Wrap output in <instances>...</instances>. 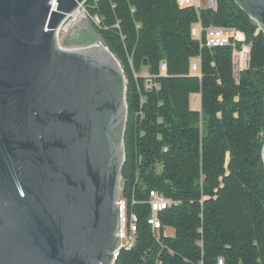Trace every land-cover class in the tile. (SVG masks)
<instances>
[{"label":"trees","instance_id":"obj_1","mask_svg":"<svg viewBox=\"0 0 264 264\" xmlns=\"http://www.w3.org/2000/svg\"><path fill=\"white\" fill-rule=\"evenodd\" d=\"M215 1L214 9L177 0L84 4L92 27L81 43L101 37L127 79L121 198L137 231L115 264H264V32L234 0ZM197 23L245 34L250 62L239 76L234 48L202 47L191 33ZM152 191L178 202L158 213V232L149 223Z\"/></svg>","mask_w":264,"mask_h":264},{"label":"water","instance_id":"obj_2","mask_svg":"<svg viewBox=\"0 0 264 264\" xmlns=\"http://www.w3.org/2000/svg\"><path fill=\"white\" fill-rule=\"evenodd\" d=\"M86 1L0 0V264L116 261L127 79L58 36ZM234 1L264 32V0Z\"/></svg>","mask_w":264,"mask_h":264},{"label":"built area","instance_id":"obj_3","mask_svg":"<svg viewBox=\"0 0 264 264\" xmlns=\"http://www.w3.org/2000/svg\"><path fill=\"white\" fill-rule=\"evenodd\" d=\"M178 4L182 7L194 6L196 8H202L203 0H177ZM207 7L216 8L215 0H207ZM83 11L82 7L72 15H69L62 23L58 31V36L61 32L68 33L75 24L79 21ZM192 36L199 40L201 46L204 47H215V46H232L234 48V58L236 62L237 72H241L243 69L248 67V62L250 60V49L251 45L246 43L245 34L235 28L230 27H218V26H208L204 27L202 23H197L191 28ZM242 43V49H238V44ZM162 68L166 69V64L164 63ZM200 59L196 58L191 63V70L193 73H199ZM201 95H194L191 100L193 108L200 107ZM121 207V221L118 232L119 245L114 251V259L117 260L122 249H130L134 246L135 234L137 231L136 221L137 218L133 214L130 218L126 214V201L120 198L119 201ZM171 198L165 197L163 194L157 191H152L150 193V205L153 211L152 216L149 218V223L151 224L153 230L158 232L161 229V222L158 218V213L164 209H167L173 205H177ZM116 262V261H115ZM113 262L112 264H115ZM219 264H223L220 261Z\"/></svg>","mask_w":264,"mask_h":264},{"label":"rangeland","instance_id":"obj_4","mask_svg":"<svg viewBox=\"0 0 264 264\" xmlns=\"http://www.w3.org/2000/svg\"><path fill=\"white\" fill-rule=\"evenodd\" d=\"M202 7H207V0H203ZM83 9H85L84 6H82V10ZM89 21L90 20H89L88 14H87L86 9H85V12L83 11L79 21L75 24V26L68 33H64V32L60 33V35H59V43L61 44V46H63L64 48H67V49H74V48H80V47H84V46L92 44V43H86V44H82L81 43L82 40H84V37H86V35H84V31L88 29V28L85 29L83 27H84V25H87V22H89ZM78 29L80 30V33H81L80 36L76 35V31H78ZM68 38H71L73 43L70 46L67 47V46L64 45V42ZM242 46H243V44H242ZM234 62H235V60H234ZM234 67H235V75L239 76L240 72L239 73L237 72L236 62L234 64ZM145 76H148V75L145 74ZM150 84H151V82H149V85ZM166 232L169 235H173L174 234V230L171 229V228H168L166 230Z\"/></svg>","mask_w":264,"mask_h":264}]
</instances>
